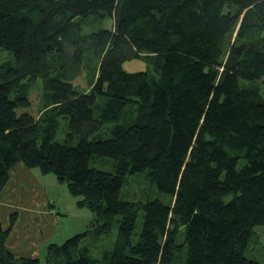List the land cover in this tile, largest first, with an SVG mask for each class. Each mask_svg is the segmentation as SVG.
Segmentation results:
<instances>
[{
  "label": "trees",
  "instance_id": "16d2710c",
  "mask_svg": "<svg viewBox=\"0 0 264 264\" xmlns=\"http://www.w3.org/2000/svg\"><path fill=\"white\" fill-rule=\"evenodd\" d=\"M0 52V191L21 162L80 198L93 236L117 226L98 257L84 233L45 264H260L244 250L264 226V0H0ZM134 59L148 69L124 71ZM37 79L40 114L18 113ZM137 173L168 202L121 200ZM9 230L0 264H42L10 252Z\"/></svg>",
  "mask_w": 264,
  "mask_h": 264
},
{
  "label": "rangeland",
  "instance_id": "374dc122",
  "mask_svg": "<svg viewBox=\"0 0 264 264\" xmlns=\"http://www.w3.org/2000/svg\"><path fill=\"white\" fill-rule=\"evenodd\" d=\"M99 25L88 21L85 30ZM103 25H110L107 21ZM7 52H0V60L7 59ZM95 63L96 58H93ZM128 73L148 69L144 60H128L122 65ZM264 79V77H263ZM88 76L82 72L72 84L79 90L87 91ZM43 100V90L40 79H37L29 94L30 106L27 109H17V112H29L38 116ZM102 138H109L107 131H102ZM66 135L65 122L60 119L55 142H63ZM239 162L238 168L241 166ZM145 173L129 175L120 192L123 201H140L158 199L168 202V196L156 190L145 180ZM79 197L72 196L67 186L59 182L52 173H43L39 168H28L19 162L8 172V179L0 191V225L3 229L10 227L5 246L9 244L16 254L32 255L36 252L42 264L48 244H62L67 238L86 233L84 244L90 245V255L98 257L103 250H111L116 240L117 226L113 225L107 235L93 236V228L97 223L95 216L85 207L79 206ZM11 214L13 219H11ZM142 226V212L139 213L133 242ZM88 232V233H87ZM247 259L264 264V226L253 229L251 238L244 250Z\"/></svg>",
  "mask_w": 264,
  "mask_h": 264
},
{
  "label": "crops",
  "instance_id": "0c3cea01",
  "mask_svg": "<svg viewBox=\"0 0 264 264\" xmlns=\"http://www.w3.org/2000/svg\"><path fill=\"white\" fill-rule=\"evenodd\" d=\"M6 247H7V248L10 250V252H11L14 256H16V257L22 256V257H28V258H38L36 252L32 253V255H24V254H22V253H20V254H16L14 251H12L13 249H12V247H11L9 244H7Z\"/></svg>",
  "mask_w": 264,
  "mask_h": 264
}]
</instances>
